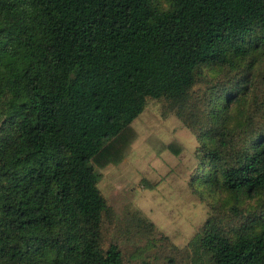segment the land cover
Here are the masks:
<instances>
[{
	"label": "trees",
	"instance_id": "obj_1",
	"mask_svg": "<svg viewBox=\"0 0 264 264\" xmlns=\"http://www.w3.org/2000/svg\"><path fill=\"white\" fill-rule=\"evenodd\" d=\"M255 67L264 0H0V264H125L102 247L96 168L148 98L196 136L193 185L261 197L206 220L207 259L264 264V105L235 109Z\"/></svg>",
	"mask_w": 264,
	"mask_h": 264
},
{
	"label": "rangeland",
	"instance_id": "obj_2",
	"mask_svg": "<svg viewBox=\"0 0 264 264\" xmlns=\"http://www.w3.org/2000/svg\"><path fill=\"white\" fill-rule=\"evenodd\" d=\"M156 1L167 5V0ZM260 68L251 74L249 93L235 105L237 112L254 115L253 100L257 107L264 105ZM256 116L264 123L258 109ZM130 127L131 138L120 134L127 141L121 146L122 160L96 168L97 188L107 206L102 247L117 244L125 264H212L199 247L206 220L226 216L232 204L252 213L261 197L244 196L235 203L220 191L209 193L193 185L198 141L164 100L148 98Z\"/></svg>",
	"mask_w": 264,
	"mask_h": 264
}]
</instances>
